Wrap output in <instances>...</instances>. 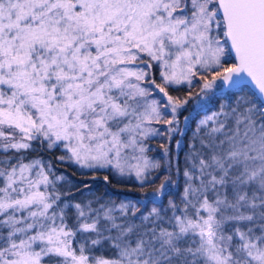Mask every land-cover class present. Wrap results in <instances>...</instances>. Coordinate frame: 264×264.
I'll list each match as a JSON object with an SVG mask.
<instances>
[{"label":"snow or ice","instance_id":"1","mask_svg":"<svg viewBox=\"0 0 264 264\" xmlns=\"http://www.w3.org/2000/svg\"><path fill=\"white\" fill-rule=\"evenodd\" d=\"M0 264H264V0H0Z\"/></svg>","mask_w":264,"mask_h":264},{"label":"trees","instance_id":"2","mask_svg":"<svg viewBox=\"0 0 264 264\" xmlns=\"http://www.w3.org/2000/svg\"><path fill=\"white\" fill-rule=\"evenodd\" d=\"M199 89L198 87H194L191 89L193 93L197 92ZM189 91L187 85L180 86L179 91L172 92V95L175 96H185L187 92ZM223 93H221L222 95ZM200 110V105L198 102V98L193 95V98L189 101V104L186 106V110L183 111V114L180 118V127L182 129L186 128L185 122L183 120V116H189V125L186 129V136L184 137L185 144L187 143L188 137H190L195 130V120L198 119L197 117V111ZM204 113L201 112V116ZM157 127H161L163 130V126L157 125ZM180 137L177 136V139ZM150 146L154 151L150 153L151 156H153L156 159H159L162 164L167 163V158L163 155V149L161 148L162 144H167V141L164 137H155L150 142ZM172 150V156L175 157L177 153V149L175 148V144L171 145ZM64 153L60 149H56L53 151H46L41 150L39 146H37V150L35 152L30 153V156H42L45 160L51 161L56 174L59 175L61 172H64L68 178L69 181L79 183L80 181H89L92 184V192H88L85 190L84 196L95 198L100 197L102 200L107 201L109 199L114 200L117 204L120 202L121 199L131 197L136 194V188L133 186L132 182L128 179H119L112 177L110 173L105 171H100L96 173L87 172V174L82 175V172H85L86 170H81L76 166L75 164L71 162H60L56 159L57 156L63 155ZM182 153L180 154L181 160H182ZM175 163V161L173 160ZM95 175L96 179L92 180V176ZM109 175L110 183L105 185L103 182V176ZM63 188L65 191L69 190L71 188L70 183H64ZM72 191H75V189H72Z\"/></svg>","mask_w":264,"mask_h":264}]
</instances>
